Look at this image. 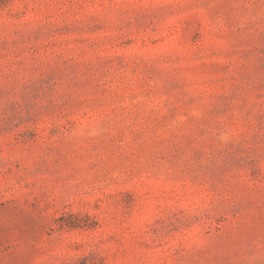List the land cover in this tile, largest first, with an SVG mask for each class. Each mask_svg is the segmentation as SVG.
<instances>
[{
	"label": "rangeland",
	"instance_id": "1",
	"mask_svg": "<svg viewBox=\"0 0 264 264\" xmlns=\"http://www.w3.org/2000/svg\"><path fill=\"white\" fill-rule=\"evenodd\" d=\"M0 264H264V0H0Z\"/></svg>",
	"mask_w": 264,
	"mask_h": 264
}]
</instances>
